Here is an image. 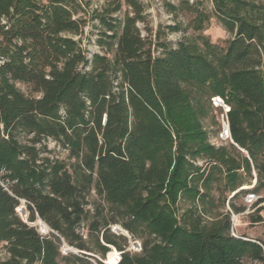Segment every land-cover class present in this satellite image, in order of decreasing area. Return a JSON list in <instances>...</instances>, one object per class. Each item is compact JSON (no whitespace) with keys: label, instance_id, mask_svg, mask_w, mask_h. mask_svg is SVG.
<instances>
[{"label":"trees","instance_id":"trees-1","mask_svg":"<svg viewBox=\"0 0 264 264\" xmlns=\"http://www.w3.org/2000/svg\"><path fill=\"white\" fill-rule=\"evenodd\" d=\"M125 3L131 12L119 20L120 0L102 10L92 0H0V246L7 254L0 264H59L66 244L87 264L113 249L123 252L121 264L264 263V240L233 237L230 215L208 224L197 209L179 215L183 198L213 201L215 183L235 200L256 174L251 193L264 190V6L214 0L233 37L225 45L200 36L172 46L144 38L142 3ZM194 12L190 28L199 33L210 17ZM92 22L105 56L89 59L83 37ZM214 97L231 106V137L247 155L209 142L201 118ZM48 141L68 152L70 168L51 156ZM200 157L208 167L195 164ZM93 189L129 217L128 233L144 228L149 240L140 253L118 244L127 241L111 233L118 219L106 221L98 210L87 237L76 233ZM22 202L28 222L17 212ZM38 219L47 236L32 225ZM94 236L90 247L85 240Z\"/></svg>","mask_w":264,"mask_h":264},{"label":"rangeland","instance_id":"rangeland-1","mask_svg":"<svg viewBox=\"0 0 264 264\" xmlns=\"http://www.w3.org/2000/svg\"><path fill=\"white\" fill-rule=\"evenodd\" d=\"M122 3V11L116 15L114 18L121 20L125 13L131 12L125 3V0H120ZM144 9L143 21L138 24V28L144 38L152 41H163L167 40L172 46H176L178 42L183 39H197L198 37H205L209 39L214 44L225 45L226 41L230 40L233 35L226 30L222 22L218 19L214 10V0H139ZM250 3H255L257 5L264 6V0H245ZM113 3V0H92L93 10H102L108 7L109 4ZM173 7H179L176 11L172 9ZM187 6H192V11L200 9L209 15V22H206L205 28L202 32H194L190 27L192 21L196 18V12H191V10L185 9ZM177 27L178 32L171 31V28ZM101 29L98 22H92L85 30L83 37V46L88 55L89 59H92L95 55L105 56V50L99 46V39ZM155 44V43H153ZM20 88L28 95H31L30 91L26 86L20 85ZM212 107L207 108V116L201 118V123L208 134L209 142L216 148H228L231 155L238 158L237 153L231 148V145L235 146L240 152L247 155V152L237 146L231 137L230 130V120L229 113L231 112V106L228 105L221 97H214L212 99ZM48 149L51 151V156L62 161H65L70 168L74 163L72 159L69 158L68 152L63 150L55 143L48 141ZM210 159L207 157H200L195 160V164L199 167H208ZM255 179L252 186L243 187L240 190H249V192L235 200H233V195L229 192L220 189V185L214 184L211 197V202L207 205H203L199 202H194L192 199L183 198L179 204V215L183 217L187 211L196 210L197 216H202V220L205 223H210L213 219L221 218L224 215H230V221L232 223L231 235L235 238L244 239L250 242H258L264 237V210L262 212H257L258 209L264 207L263 203H258L259 199L264 198V190L260 192L259 195L252 194V188L255 187L256 174H254ZM219 189V191L217 190ZM239 190V191H240ZM88 205L85 207L89 211L88 218L84 226L78 227L76 233L80 236L87 237L88 227L91 221H93L95 210H98L100 217L105 218L106 221H111L113 218L118 219L119 224L111 223L109 228H111V233L116 235H122L127 238V241L119 239L117 242L126 250H130L132 244L138 243L143 247L145 241L149 240L148 234H146L142 226H136V234L131 235L123 227L130 220L128 216H125L121 211L111 207L106 203L103 197L93 189L91 193L87 196ZM196 204V206H195ZM231 204L235 208L239 209L238 212L231 207ZM20 217L28 222L29 210L27 208L26 202H22L17 209ZM187 216V214H186ZM257 217H261L260 221ZM258 221V222H257ZM187 222L189 220L187 219ZM43 236H47L51 231L47 224L42 220L38 219L36 222L32 223ZM103 227V226H102ZM124 230L121 234L118 230ZM95 235V234H94ZM84 238V239H85ZM88 242L90 247H95V236L92 241L90 239L85 240ZM67 249V254L63 253V247L61 246V257H59V264H87L86 258L84 262L79 261L75 258L81 257L79 250L69 246L63 245ZM119 252V250L117 249ZM116 251H112L103 258L98 255L97 261L87 258L88 264H106ZM73 255V256H71ZM140 253V251H137ZM70 256H69V255ZM0 257L2 261L7 259V254L3 248L0 246ZM105 259V260H104ZM105 262H104V261ZM243 264H264L260 261L245 260Z\"/></svg>","mask_w":264,"mask_h":264},{"label":"built area","instance_id":"built-area-1","mask_svg":"<svg viewBox=\"0 0 264 264\" xmlns=\"http://www.w3.org/2000/svg\"><path fill=\"white\" fill-rule=\"evenodd\" d=\"M65 248L66 247L63 246V253L67 254L68 251ZM112 251L113 252L116 251V252L114 253L113 257L109 261L106 262V264H121L122 258H123V255H122L123 252H121V251L118 252L117 249H113ZM128 251H133L134 253H137V251L141 252L142 247L138 243H135V244H132L131 249Z\"/></svg>","mask_w":264,"mask_h":264},{"label":"water","instance_id":"water-1","mask_svg":"<svg viewBox=\"0 0 264 264\" xmlns=\"http://www.w3.org/2000/svg\"><path fill=\"white\" fill-rule=\"evenodd\" d=\"M118 232H119V233H121V234L123 233V231H122L121 229H120V230H118Z\"/></svg>","mask_w":264,"mask_h":264},{"label":"crops","instance_id":"crops-1","mask_svg":"<svg viewBox=\"0 0 264 264\" xmlns=\"http://www.w3.org/2000/svg\"><path fill=\"white\" fill-rule=\"evenodd\" d=\"M261 240H264V237H263V238H261Z\"/></svg>","mask_w":264,"mask_h":264},{"label":"bare ground","instance_id":"bare-ground-1","mask_svg":"<svg viewBox=\"0 0 264 264\" xmlns=\"http://www.w3.org/2000/svg\"><path fill=\"white\" fill-rule=\"evenodd\" d=\"M122 230V229H121ZM124 232V230H122Z\"/></svg>","mask_w":264,"mask_h":264}]
</instances>
